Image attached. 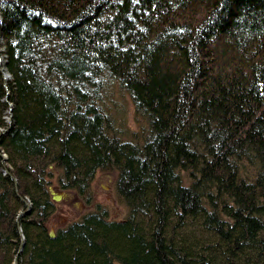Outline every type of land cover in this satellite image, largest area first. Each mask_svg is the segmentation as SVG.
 <instances>
[{"label":"trees","instance_id":"trees-1","mask_svg":"<svg viewBox=\"0 0 264 264\" xmlns=\"http://www.w3.org/2000/svg\"><path fill=\"white\" fill-rule=\"evenodd\" d=\"M0 40V264H264V0H0ZM104 168L124 217L50 236Z\"/></svg>","mask_w":264,"mask_h":264},{"label":"rangeland","instance_id":"rangeland-1","mask_svg":"<svg viewBox=\"0 0 264 264\" xmlns=\"http://www.w3.org/2000/svg\"><path fill=\"white\" fill-rule=\"evenodd\" d=\"M2 50V46L0 45L1 60L4 59ZM1 66L3 67V65ZM4 72L6 71L4 70ZM113 96L120 99V105L116 106L119 118L118 120L115 118V125L120 126V123L123 121L122 124L126 123L128 128L133 130L139 122H136L134 117V108L131 105L132 103L129 97H127L126 93L120 92V94H118L117 91L113 92ZM95 172L94 178L90 183L89 192L91 196L89 202H86L84 198L85 196H79L72 188L59 189L55 182L56 174L50 178L51 182L49 185H51L54 191L59 193L61 192V197L59 200H55V210L51 213L49 218V229H54L57 226H62L70 220H73V218L80 215L84 212V210L94 207L96 202H99L102 206L107 208L108 217L117 220L124 217L127 207L124 205L119 194H116L115 190L114 180L116 178L117 171L104 168L97 169Z\"/></svg>","mask_w":264,"mask_h":264},{"label":"water","instance_id":"water-1","mask_svg":"<svg viewBox=\"0 0 264 264\" xmlns=\"http://www.w3.org/2000/svg\"><path fill=\"white\" fill-rule=\"evenodd\" d=\"M4 60H1L0 59V71H1V77L4 81H6V79L9 77V73L8 71L6 70V72H4L5 69H3V67L1 65H4ZM49 189H50V193H51V197L54 199V200H59L60 199V195H61V192H56L52 189L51 185H49ZM49 234L50 236L51 235H54L55 231L53 229H49ZM22 237V236H21ZM16 258H17V255L15 256L14 258V261H16Z\"/></svg>","mask_w":264,"mask_h":264},{"label":"bare ground","instance_id":"bare-ground-1","mask_svg":"<svg viewBox=\"0 0 264 264\" xmlns=\"http://www.w3.org/2000/svg\"><path fill=\"white\" fill-rule=\"evenodd\" d=\"M184 10V9H183ZM177 12V11H176ZM180 14V13H179ZM3 38V37H2ZM6 56V55H5ZM37 68V67H36ZM41 69V68H40ZM8 71V70H7ZM9 73V72H8ZM9 87V86H8ZM104 96V95H103ZM123 97V96H122ZM108 101V100H107ZM106 102V101H105ZM132 105V104H131ZM132 109V108H131ZM5 110V109H4ZM6 113V112H5ZM133 113V112H132ZM10 113L8 112V116H7V119L9 117ZM9 120V119H8ZM7 121V120H6ZM11 123V122H10ZM4 127V126H3ZM6 156V155H5ZM4 161V160H3ZM58 166V165H57ZM53 169V168H52ZM47 172V171H46ZM48 174V173H47ZM91 183V182H90ZM91 185V184H90ZM90 188V186H89ZM55 234V233H54ZM50 235V234H49ZM17 259V258H16ZM16 262V261H15Z\"/></svg>","mask_w":264,"mask_h":264}]
</instances>
